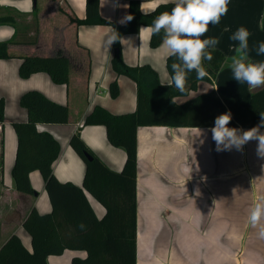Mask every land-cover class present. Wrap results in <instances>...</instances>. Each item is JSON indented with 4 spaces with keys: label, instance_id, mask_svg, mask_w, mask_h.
Instances as JSON below:
<instances>
[{
    "label": "crops",
    "instance_id": "crops-1",
    "mask_svg": "<svg viewBox=\"0 0 264 264\" xmlns=\"http://www.w3.org/2000/svg\"><path fill=\"white\" fill-rule=\"evenodd\" d=\"M101 17L122 24L128 16L130 0H98ZM175 0H140V10L149 12L158 4ZM86 0H0V40H10L11 56L0 59V98L4 120L0 123V245L17 234L31 249V238L23 221L32 207L39 213L51 211V203L38 170L29 173L34 194L16 190L11 169L16 152L13 122L24 121L26 109L20 105L22 93L30 89L66 104V123H41L59 143L60 152L52 170L60 181L82 185L85 163L69 144L74 132L109 168L119 171L125 150L109 143L101 124L83 125L85 115L95 105L112 113L130 112L136 105L135 81L118 74L112 67L113 44L107 38L109 24H78L85 17ZM249 32V55L254 62L264 42V0H230L228 12L218 24L209 25L202 38H217L215 48L225 60L211 81L200 80L187 95L176 96L184 103L202 93L228 96L245 105L251 90L238 83L229 67L238 42L230 39L239 28ZM148 25L137 33H126L121 57L128 65H150L162 84L171 76L166 67L169 55L162 41L149 43ZM34 39L31 43L29 40ZM61 52L69 58L67 83H55L43 71L21 77L18 67L23 55L49 56ZM116 80L119 93L109 94V83ZM211 126L148 125L137 128L136 170V264H264V240L247 224L252 204L264 196V159L256 154L257 141L242 150L217 151ZM241 130L251 127L229 126ZM264 132V128L260 129ZM235 190V191H234ZM86 192V191H85ZM86 197L97 217L105 208L91 194ZM82 250L65 249L49 255L48 264H70Z\"/></svg>",
    "mask_w": 264,
    "mask_h": 264
},
{
    "label": "trees",
    "instance_id": "trees-1",
    "mask_svg": "<svg viewBox=\"0 0 264 264\" xmlns=\"http://www.w3.org/2000/svg\"><path fill=\"white\" fill-rule=\"evenodd\" d=\"M140 0H130L128 16L131 21L117 24L99 14L98 0H86L85 17L75 19L78 24H109L122 36L137 33L141 25L151 26L155 17L171 11L173 2L158 4L149 12H142ZM9 21L0 18V23ZM163 39L151 33L149 43L157 46ZM10 40H0V59L11 56ZM34 43L35 40H29ZM111 57L113 69L125 74L136 84V105L130 112L112 113L95 105L83 118V125L101 124L105 127L109 143L125 150V161L119 171L109 168L74 132L69 144L85 163L82 185L60 181L52 170L60 146L41 123H66L69 110L66 104L46 97L36 89L21 94L19 103L26 109L24 121L13 122L16 134L15 159L11 169L16 190L34 194L29 173L38 170L51 203V211L39 213L31 208L23 221V228L31 238V249L25 247L17 234L10 235L0 245V264H48L49 255L61 254L65 249L82 250L84 256L75 255L70 264H136V170L137 128L148 125L211 126L215 118L230 111L229 126L254 127L264 113V87L251 90L248 102L241 105L235 99L214 93H202L184 103H177L176 96L187 95L200 80L211 81L221 68L225 55L218 48L209 49L213 59L204 60L208 75L197 79L193 71L188 73L186 91L181 93L175 86L162 84L157 72L148 64L128 65L121 57L120 42L113 44ZM176 57L167 56L166 67L172 76L171 64ZM69 58L61 52L49 56L23 55L18 67L21 77L46 72L55 83H67ZM109 94L116 97L119 86L116 80L109 83ZM4 120V102L0 98V123ZM92 156L88 159L85 155ZM91 194L105 213L97 217L86 197Z\"/></svg>",
    "mask_w": 264,
    "mask_h": 264
},
{
    "label": "clouds",
    "instance_id": "clouds-1",
    "mask_svg": "<svg viewBox=\"0 0 264 264\" xmlns=\"http://www.w3.org/2000/svg\"><path fill=\"white\" fill-rule=\"evenodd\" d=\"M230 0H175L171 11L162 12L155 17L148 30L153 35L163 31L162 46L169 56L176 57L178 62L171 64L172 76L169 86L183 93L186 91L188 73L195 72L197 79L208 75L203 61L213 59L209 49H215L219 43L217 38H202L209 30V25L218 24L221 17L228 12ZM132 16L125 17L121 23L131 21ZM250 32L245 27H239L230 37L238 42L234 48L235 55L231 57L229 67L233 78L238 83H246L250 90L264 87V61H252L249 55ZM123 38L113 29L107 38V46L116 42L122 43ZM257 55L264 56V42L259 43ZM232 120L230 111L215 118L210 129L217 151L242 150L250 141H257L256 154L264 159V113L257 126L248 130L229 127ZM235 191V190H234ZM247 224L256 230L259 239L264 240V196L259 197L250 207Z\"/></svg>",
    "mask_w": 264,
    "mask_h": 264
},
{
    "label": "water",
    "instance_id": "water-1",
    "mask_svg": "<svg viewBox=\"0 0 264 264\" xmlns=\"http://www.w3.org/2000/svg\"><path fill=\"white\" fill-rule=\"evenodd\" d=\"M85 155H86V157H87L88 159H91V158H92V156L89 155L88 153H85Z\"/></svg>",
    "mask_w": 264,
    "mask_h": 264
}]
</instances>
